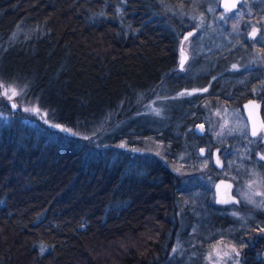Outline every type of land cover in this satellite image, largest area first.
I'll return each instance as SVG.
<instances>
[{
    "label": "trees",
    "instance_id": "1",
    "mask_svg": "<svg viewBox=\"0 0 264 264\" xmlns=\"http://www.w3.org/2000/svg\"><path fill=\"white\" fill-rule=\"evenodd\" d=\"M206 1L0 0V80L23 88L75 133L36 120L0 123V264H165L170 227L192 211L176 214L182 188L170 166L118 143L135 145L163 128L181 152L192 139L198 144L192 125L202 123L205 101L231 98L210 75L206 57L217 38L208 13L214 3ZM191 4L199 23L167 10ZM195 27L210 39L198 58L207 92L169 99L154 116L147 108L160 83L189 84L192 70L184 75L178 67L179 47L183 30ZM233 88L238 102L254 98L247 85ZM182 121V129L192 127L186 141L171 133ZM234 143L215 148L229 157ZM223 213L216 218L226 221ZM108 246L114 256L103 259Z\"/></svg>",
    "mask_w": 264,
    "mask_h": 264
},
{
    "label": "rangeland",
    "instance_id": "2",
    "mask_svg": "<svg viewBox=\"0 0 264 264\" xmlns=\"http://www.w3.org/2000/svg\"><path fill=\"white\" fill-rule=\"evenodd\" d=\"M167 10L179 14L180 18L186 17L197 23L202 18V14L192 4L188 6L168 5ZM214 10L215 3L208 9V13H213ZM239 15V13H236L233 19L239 20ZM208 21L210 22V17ZM193 29H196V27ZM191 30H183V37ZM199 31L190 34L182 42V47L188 53V59L181 72L186 75L190 69L192 70V74L184 79L189 84L184 89H182L183 87L178 89V87L171 88L167 81L160 83L156 87L154 96L149 100L147 108L154 116L163 114L168 105L166 102L169 99L207 92L210 79L206 82L200 81L201 75L198 71L202 70L204 66H200L202 64H200L198 58L201 51L200 42L201 45L205 43L208 46L210 39L201 38L200 40ZM230 34L237 38L238 28L231 26ZM232 56L227 64L230 71L247 69L246 66L250 65L258 66L255 71L256 75L263 78L264 81V61L259 59L255 64L248 63L244 48L240 51L241 58H235V54ZM253 58L255 59L256 56ZM243 74H245V71H243ZM222 80H225L224 77H222ZM175 82L177 81H173L172 84L174 85ZM12 88L18 93L17 95H13L10 90ZM5 90H8L7 96L4 95ZM239 90L238 86L236 92L239 93ZM252 91L255 95L251 94L256 99L257 92L255 89ZM233 93L235 94L234 91ZM9 96H11V99L8 98ZM240 96L236 94L232 102L218 100L217 98L206 100L203 104L204 110L200 115L205 126L204 135L199 136L198 144L195 146L194 142L196 140H190L188 144L190 148H185L181 152L171 148L172 142H168L164 138L166 131L163 128V131L158 129L160 131L157 130L149 136L139 138V142L135 145L128 146L127 142L122 140L118 143L123 148L156 156L170 166L178 177L179 184L177 187L182 188L179 195L180 199H177L179 209L176 210V214L183 213L184 208H187L186 212L192 211V216L196 217L212 215L213 213L224 215L223 212H226L228 216L241 217L243 221L219 228L211 223L199 224V218H197L196 223H185L183 219L177 220L170 227L173 241L171 242V249L168 250V260L165 259L164 261L165 264H236L237 260L241 264L243 249L252 242L254 237L264 233L260 228L263 226L264 219V159H261L264 156V135L261 133L254 137L249 135V125L242 109V103L246 99L238 102ZM25 109L29 110L25 111ZM35 109L39 111L37 112ZM11 118L24 122L36 120L50 127L59 125L60 127L54 128L60 130L62 128L70 129L54 123L49 118L46 109L40 107L36 100L28 97L23 88L14 83L0 80V123L11 124ZM182 123L183 121L176 123L171 133L186 141V132L194 125L191 127V124L186 123L182 129ZM65 133L73 134L74 132L71 130ZM242 135L246 136V139H243ZM247 136L250 138H247ZM226 140L235 142L229 157L220 154L218 148H215L218 142ZM258 145L261 147H258ZM201 148H204L202 156L199 154ZM220 180L229 181V188L223 190L225 199L219 197L218 201L220 202H217L222 208L226 206L231 208L226 211L214 207L216 202L213 203L212 199V196H214L212 189L216 187ZM192 184H199L200 187H196V190L186 191L192 187ZM214 198L217 199V196H214ZM209 202L213 204H209ZM151 222L153 223V219H151ZM161 226L164 225L161 224ZM187 232L188 234H186ZM233 247L239 250L240 255L238 257H235ZM106 248L100 255L103 259L114 256V248L112 246ZM137 248L139 247L137 246ZM174 249L175 251H173Z\"/></svg>",
    "mask_w": 264,
    "mask_h": 264
},
{
    "label": "flooded vegetation",
    "instance_id": "3",
    "mask_svg": "<svg viewBox=\"0 0 264 264\" xmlns=\"http://www.w3.org/2000/svg\"><path fill=\"white\" fill-rule=\"evenodd\" d=\"M220 2L221 0H213V3H215V10L213 13H211L214 15L211 18L215 20V24L212 25L214 28V33H216L217 43L214 44L215 50L213 56L206 57L212 58L213 68L215 70L214 73L210 72V75H215L216 77L214 79L219 81V85H217L216 90L220 91L221 85L223 84L227 87L224 90V96L228 93H232L231 98L226 100L228 102H232V99L234 96H236V94H233V91L235 92L233 85L237 87L239 86V91L241 92L244 91L243 87L245 85H247V90L255 89L257 92V98L249 99H253L259 104L262 115L264 112V81L263 78L256 75L255 71L257 70L258 66L254 67L250 65L246 66L247 69L230 71L227 68V64L234 54L235 58H241L240 51L242 48L245 50L248 63L255 64V62L259 59L264 61V40L260 39L261 36H264V0H238L236 7L231 10H226L225 8L221 7ZM236 13L240 14L239 20L233 19V16ZM231 26L233 28H238L237 38L230 34ZM253 31H256L255 38L252 36ZM205 33L206 32L200 30V40L202 37H204ZM254 56H256L255 59L253 58ZM243 71H245V74H247H243ZM222 77H224V81L222 80ZM252 90L247 94L252 95L251 93H253L255 95L254 91ZM259 133L264 135V130H261L260 128L256 135ZM196 187H200L199 184H192V187L186 191L196 190ZM228 188L229 187L226 189ZM212 191L214 196H217V199L212 196L213 203L216 202V206L214 207L221 211L231 209L229 206L222 208L219 204H217V202H220L218 201L219 197L221 199H225L224 194L221 197L216 187L213 188ZM213 203L209 202V204ZM217 216L219 215H201L200 217L191 216L190 219H186L185 223H196L198 221L197 218H199V224L211 223L217 225L220 228L222 225L243 222L241 217L237 218V216H228L226 221L221 220V216L219 217L220 219L216 218ZM179 219L184 220L182 216H178L175 218V222H177ZM262 223L263 226L260 227L261 230L264 229V219ZM241 261V264H264V233H260L257 237H254L252 242L243 249Z\"/></svg>",
    "mask_w": 264,
    "mask_h": 264
},
{
    "label": "water",
    "instance_id": "4",
    "mask_svg": "<svg viewBox=\"0 0 264 264\" xmlns=\"http://www.w3.org/2000/svg\"><path fill=\"white\" fill-rule=\"evenodd\" d=\"M224 2H225V0H221V2H220V4H221L220 6L223 8H224ZM231 2L235 3V5H237L238 0H231ZM232 9H234V8H232ZM192 33H193V31L187 32L184 35L183 40L185 38H187ZM187 59H188V53L182 47V44H181L179 47L178 67L182 68L183 65L186 63ZM242 108H243L244 114H245L247 121H248L249 134H250V136H255V135H253V133L255 132L257 134L261 128V125L264 124L259 104L255 100L249 99V100H246L242 104ZM204 129H205V126L201 122L196 123L193 127V130L197 136H203L204 135ZM203 151H204V148H201L199 150V154L201 156L203 155ZM228 186H229V181H227V180H220L217 183L216 189L220 193L221 197L223 196V190L225 188H227Z\"/></svg>",
    "mask_w": 264,
    "mask_h": 264
},
{
    "label": "snow or ice",
    "instance_id": "5",
    "mask_svg": "<svg viewBox=\"0 0 264 264\" xmlns=\"http://www.w3.org/2000/svg\"><path fill=\"white\" fill-rule=\"evenodd\" d=\"M235 7H236L235 3H232L231 0H225V2H224V8L226 10H231L232 8H235ZM252 36H253V38H255L256 31H253ZM260 39L261 40H264V36H261ZM10 90L12 91L13 95H17L18 94V93H16V91H15L14 88H12ZM205 91H206V89H205ZM4 95L5 96L8 95V90H5ZM8 98L11 99V96H9ZM13 107H15V105H13ZM28 110L29 109H25V111H28ZM35 111L38 112L39 110L38 109H35ZM53 127H60V126L59 125H53ZM61 130L62 131H65V132H70L71 131L70 129H67V128H62ZM261 130H264V124L261 125ZM73 135H75V133H73ZM253 135H256V133L254 132ZM261 159H264V156H262ZM261 231H264V229H262ZM41 251H44V249H41ZM173 251H175V249ZM233 252L235 254V257H238L240 255L239 250L235 249V247H233ZM236 264H239V261L238 260L236 261Z\"/></svg>",
    "mask_w": 264,
    "mask_h": 264
}]
</instances>
